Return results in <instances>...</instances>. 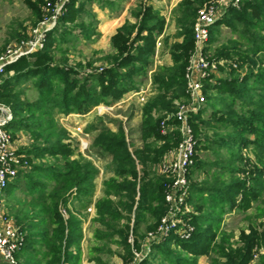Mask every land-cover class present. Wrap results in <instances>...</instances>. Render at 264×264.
<instances>
[{
  "label": "trees",
  "instance_id": "16d2710c",
  "mask_svg": "<svg viewBox=\"0 0 264 264\" xmlns=\"http://www.w3.org/2000/svg\"><path fill=\"white\" fill-rule=\"evenodd\" d=\"M50 1L52 16L57 0ZM206 1L183 0L179 4L177 38L182 41L169 45V39H165L173 65H163L152 75L156 95L142 109V148H133L122 124L117 131L108 127L100 129L90 146L91 153L111 157L113 175L103 182V196L95 203V221L103 226L102 233L117 234L129 250L130 235L134 237L133 247L139 251L145 236L140 234L142 225H147L146 232L156 230L167 211L165 187L169 181L157 174L153 166L178 146L180 134L174 131L163 135L160 123L177 111V100L189 99L185 73L195 45L193 26L200 6ZM94 2L102 7L114 5V0H69L57 27L46 33L44 49L8 65L7 77L0 80V103L8 106L12 114L6 129L12 137L22 131L30 134L34 143L20 153L27 154L30 167L35 160L40 161L30 173H21L7 188L16 190L21 179H25L26 188L36 194L32 205L39 210L34 216H44L39 221L44 230L34 231L35 225L28 227L31 232L23 248L34 251L35 243L45 245L47 253L38 264H78L79 257L72 252L83 239V232L81 221L68 207L69 195L77 194V200L91 203L100 175L93 161L82 156L74 158L75 150L65 143L66 132L59 129L56 114H87L100 105L112 106L125 95L139 91L140 80L147 77L152 66L158 38L166 30L167 21L161 12L140 3L133 12L136 23L126 22L111 38L114 54L105 57L108 66L101 72L79 76L77 70L55 64L53 49L57 36L66 32L61 27L66 29L68 23L75 24L87 5ZM222 27L238 32L241 41L216 49V58L249 61L256 66L255 57L264 55V0H243L239 8L230 6L209 29V49L219 41ZM80 29L87 39L95 34L91 25H82ZM237 69H232L230 79L212 76L205 81L204 92L211 95L206 97L207 105L213 108L210 120L204 119L205 109L193 113L189 119L196 141L189 179L194 169L204 165L198 156L200 150L220 153L227 149L230 154L227 161L216 163L221 173L211 179L213 185L190 184L194 232L187 240L171 234L152 244L149 257L140 264H155L157 260V264H198L201 257L213 253L217 256L212 257L210 264H253L255 254L264 248V223L249 226V233L241 231L236 247L230 243L231 236L221 232L226 214L249 211L264 193V68L257 72L251 68L243 77L232 75ZM214 79L215 83L210 84ZM30 82L39 94L35 102L23 98L25 86ZM202 127L211 130L217 138L202 136ZM251 146L256 161L243 153ZM47 159L55 161L43 163ZM222 174L228 178L223 179ZM52 183L54 187L48 191ZM61 206L67 210L68 220L63 218ZM45 217L55 225L51 231ZM150 219L153 224H149ZM17 224L28 231L20 218ZM175 245L180 251L173 248ZM129 256L132 259V251ZM260 258L259 264H264V256Z\"/></svg>",
  "mask_w": 264,
  "mask_h": 264
},
{
  "label": "rangeland",
  "instance_id": "374dc122",
  "mask_svg": "<svg viewBox=\"0 0 264 264\" xmlns=\"http://www.w3.org/2000/svg\"><path fill=\"white\" fill-rule=\"evenodd\" d=\"M167 1L169 2V0ZM182 1L183 0H172V2L169 3L168 8H170V19L173 21L172 30L178 27L177 19L180 17L178 7ZM242 1L239 3V6ZM68 2L69 0H57L53 13L55 18L49 19V13L53 7V3L50 0H43V2H40V0H0V57L6 55L9 50H17L22 45V40L24 38H26L27 41H30L41 34L44 35V38L40 41V43L35 45L34 52L30 53L29 55L43 50L46 42V33L57 27L58 20L64 12L63 8ZM147 2L148 0H114L113 6L106 5L102 7L97 2L87 5L85 8L86 12L81 14L75 24L68 23L66 26L68 28L66 29L61 27V31L66 30V32L65 34L60 33L58 35L59 37L57 36V42L55 43L53 49L55 64H58L59 66H65L67 68H73L79 72V76L88 74L91 75L101 72L106 66H108L109 63L107 60H105V57L114 54V50L109 39L110 31H108L107 34H104V37H97V35H99V31L101 33V29H103V27L105 29V25L102 27V21L111 23L112 18H117L122 9L126 8L127 10L128 7H131V9H133L132 11H137L138 5L140 3ZM231 2V0H208L202 6H200L199 9L212 5H216L218 8H220L225 5L222 3H226L230 7L232 6ZM172 3L174 6H172ZM239 6L237 8H239ZM35 7L40 9V14L42 15H39ZM127 16H129V14ZM131 19L136 23L137 19L135 17H131ZM82 25H91L93 29H95V34L93 33V36L90 39H87L81 32L80 27ZM48 28H50L49 31H46ZM221 29L222 32L219 36V41L209 49L211 59H219L216 58V49H219L222 46H229L234 42L241 41V37L238 32H234L227 27H222ZM175 31L176 33L173 32V36L178 35L179 29L177 28ZM159 40L161 43L160 46H158ZM158 41L150 71L156 67V64L158 68L161 67V65L157 63L158 58H156V55L160 49V53L162 55L159 54L161 56L159 57V61L162 62V66L164 65L163 57L166 47L164 46L161 36L158 38ZM255 59L257 61L256 66H254V64L252 65V63L249 61L242 62L237 59L230 60L231 63L228 62V64H226L224 67L219 66L218 69L221 73L219 78L230 79V72H232L233 64L237 65L238 69L234 71L232 75H239L242 77L247 75L251 68L254 72H257L259 68H264V55H258L255 57ZM255 59L253 60L255 61ZM239 66H242V68ZM6 75L7 73L5 72V74L1 76L0 80L7 77ZM11 75H13V73H11ZM151 80L152 76L150 77L149 73L147 77L140 80L139 91H146L145 95L148 98L147 102L156 95L155 87L153 85L151 86ZM213 81H215V79ZM210 84H212V82ZM25 89L26 91L23 95V98L29 102L37 101L39 94L31 82L25 86ZM134 93L135 92H131L125 95L122 100L110 106L112 109L109 111H98L94 108L89 113L83 115L70 114L71 116L67 117V115L56 114L55 116V120L58 122L59 129H64L66 132L65 143L70 144L75 150L74 158H79L82 156L93 161L96 163L95 165L97 167H101L103 170H101L100 175L96 180V193L91 203L87 202L86 200H77V194L73 196L69 195L70 200L68 207L73 212L75 217L81 221L83 232V239L81 240L78 247L73 248L72 252L74 255L79 257L77 262L78 264H140L144 259L148 258L150 254V247L147 248L146 241L149 233L154 232L155 230L146 232V224H143L142 229L140 230V234L145 236L141 241V249L137 251L136 248L133 247L134 237L132 234L128 240V242L131 244V250H129V248L126 246V243L117 234L111 236L107 233H102L100 229H104L103 226L95 221L97 217L95 203L97 199L103 196V182L113 175L110 172L111 157L106 154L97 155L96 153H91L90 146L93 143H91V139L93 140L98 134L99 130L103 127H108L113 131H117L118 126L122 124L125 128L128 141L129 143H132L133 148L143 146L141 126L142 109L145 104H143L137 96H134ZM208 95L210 94L205 92V96L207 97ZM176 102L180 105H187L189 103V99L183 98L181 100H177ZM1 105L11 112L8 106L4 104ZM201 109H205L204 119L210 120L213 108L207 105V100ZM79 126L84 131V134L81 135V137L73 135V132ZM201 129L202 136H207L210 139L217 138V135H215L211 130H207L204 127ZM224 133L225 132H222L223 135ZM79 138H83V140L88 141L89 143V150L86 152V156H83V154L79 153ZM12 143L13 146L20 152L29 149L34 141L30 134L22 131L15 137H12ZM243 153L253 161L257 160V156L255 155L252 146L244 149ZM198 156L204 165L203 167L194 169L191 172L190 184H207L208 186L213 185L211 179L216 175H220L221 173V170H219V166H217L218 164L216 163L219 161H227L229 159L230 154L228 150L223 149L220 153H217L213 150L202 149L198 152ZM54 161L55 160L47 159L43 163ZM39 163L40 161L35 160L33 165ZM159 164L153 166V168L155 169L156 167H159ZM33 165H31L28 173L32 171ZM222 177L223 179L228 178L226 174H222ZM26 187V180L21 179L20 186L16 190H14V188H9L6 189L4 193L7 195L10 194L11 191H15L12 195L6 196L5 209L8 215L13 218L16 223L20 218L21 225H23L28 230V234L31 232V230L28 228L31 225H35V228H33L34 231L44 230V226L42 227L39 222L44 216H34V213L39 210L37 206L32 205L33 197H36V194H32ZM53 187V183L49 184L47 190L51 191ZM90 209L93 211L91 212ZM60 212L62 213L63 218L68 220L69 214L64 206L60 207ZM195 213L199 215V212L195 211ZM229 214L230 213L224 216V218L227 220L224 227L222 226L223 228L221 229V232L231 236L230 243L233 245V247H236L237 243L239 242L241 231H246V233H249V226H257L260 223H264V193L261 200L255 202L253 208L249 211H236L234 214ZM45 221L51 231L55 225L51 222L50 218L45 217ZM153 222L154 221L152 219L149 220V224H153ZM33 247L34 251H27L26 248H23L16 254L19 264H38L41 260H43L47 253L45 245H41V243L38 242L35 243ZM173 248L180 251L179 247L176 245ZM129 251H132L133 253L132 259L129 256ZM262 255L264 256V248L260 249L258 257L253 261V264H259L261 260L260 256ZM216 256L217 255L213 253L210 260H206V264L211 263L212 257ZM156 262L155 264H157Z\"/></svg>",
  "mask_w": 264,
  "mask_h": 264
},
{
  "label": "built area",
  "instance_id": "2783aa9c",
  "mask_svg": "<svg viewBox=\"0 0 264 264\" xmlns=\"http://www.w3.org/2000/svg\"><path fill=\"white\" fill-rule=\"evenodd\" d=\"M231 1L233 7H238L242 0ZM222 4L225 5L220 8L212 5L198 10L193 26L194 50L185 73L189 103L180 105L176 102L178 111L167 115L160 123V130L163 135L177 131L180 134V142L176 148L164 156L159 164V174L169 181L165 187L167 211L157 229L149 233L146 241L147 248L163 241L171 234L187 240L194 232V226L191 223L194 207L190 203L189 170L194 165L196 141L189 119L206 103L205 81L212 76L219 78L221 76L219 66L224 67L230 62L224 58L211 59L209 53V29L225 14L229 7L226 3ZM52 18L55 16L52 15L49 19ZM43 38L44 35L41 34L33 40L22 42L17 50H9L6 55L0 57V78L5 74L8 65L16 62L20 57L34 52L35 45L40 43ZM160 45L159 40L158 46ZM233 68H237V65L233 64ZM211 82L212 84L215 83L213 80ZM145 94L146 91L142 90L133 95L137 96L143 104H146L148 98ZM95 109L109 111L112 107L104 105ZM11 120V112L0 104V264H19L16 254L24 247L27 236V232L8 215L5 209L6 194L4 191L21 173H27L30 169L26 155L21 154L13 146L12 135L6 129ZM175 121L179 124H175ZM83 134L84 131L80 126L73 132V135L77 137H81ZM78 144L79 153L86 156V152L89 150L88 141L79 138ZM90 211L93 210L90 209ZM257 257L258 253L255 254L254 260Z\"/></svg>",
  "mask_w": 264,
  "mask_h": 264
},
{
  "label": "crops",
  "instance_id": "0c3cea01",
  "mask_svg": "<svg viewBox=\"0 0 264 264\" xmlns=\"http://www.w3.org/2000/svg\"><path fill=\"white\" fill-rule=\"evenodd\" d=\"M172 2V0H169V2L167 0H148L147 4L148 5H152L155 9L159 10L166 18H167V26H166V30L164 32V34L161 36V39H163V43H164V46L166 47V51L164 53V57H163V61H164V65H167V66H172L173 65V61H172V58H171V55H170V50L168 48V46L166 45L165 43V39H169V45H171L172 43L174 42H181L182 41V38H177V35H174L173 36V32L176 33L175 30H172V25H173V21H171L170 17H171V14H170V8L169 7V3ZM172 6H174V4L172 3ZM126 8L125 9H122L119 13V15L117 16V18H112L111 20V23H106L105 21L103 22L102 21V27L105 25V29L103 27V29H101V33L99 31V35H97V37H104V34H107L108 31H110V34H109V39H110V42H111V38L117 33V30L118 28H120L123 24H125L127 21L131 22V23H135V21H132L131 17H134L133 16V13L132 12H135V11H132L133 9H131V7H128L127 10ZM132 11V12H131ZM129 14V16H127ZM131 16V17H130ZM124 20V21H123ZM175 27V26H174ZM161 49L159 50V52L157 53L156 55V58L157 59V63L159 65L162 66V62L159 61L161 57L159 54L160 53ZM163 53V51H162ZM162 55V54H161ZM156 64V63H155ZM156 67L151 69V71L149 72V75L150 77L153 75V73H155L158 69L157 67V64L155 65ZM151 79V78H150ZM151 86L153 85L152 84V80H151ZM139 92V91H137ZM93 142V140L91 139V143ZM136 148H142V147H136ZM170 152V151H169ZM168 153V152H167ZM166 153V154H167ZM165 154V155H166ZM164 155V156H165ZM164 158V157H163ZM163 160V159H162ZM96 164V163H95ZM100 169V172L102 170L101 167H98ZM103 171V170H102ZM155 171L157 172V174H159V167H156L155 168ZM160 175V174H159ZM235 212H231L230 214H234ZM229 214V215H230ZM226 218H224L223 220V223H222V226L224 227L225 225V222H226ZM221 227V229L223 228ZM212 256V255H211ZM211 256H203L199 259L198 261V264H206V260H210ZM210 264V263H209Z\"/></svg>",
  "mask_w": 264,
  "mask_h": 264
}]
</instances>
